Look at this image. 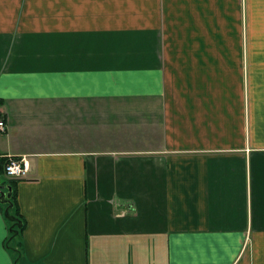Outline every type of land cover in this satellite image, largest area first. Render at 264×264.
I'll return each instance as SVG.
<instances>
[{"label": "crops", "instance_id": "1", "mask_svg": "<svg viewBox=\"0 0 264 264\" xmlns=\"http://www.w3.org/2000/svg\"><path fill=\"white\" fill-rule=\"evenodd\" d=\"M0 100V264H264V0H0Z\"/></svg>", "mask_w": 264, "mask_h": 264}, {"label": "water", "instance_id": "2", "mask_svg": "<svg viewBox=\"0 0 264 264\" xmlns=\"http://www.w3.org/2000/svg\"><path fill=\"white\" fill-rule=\"evenodd\" d=\"M13 187L10 184H4L0 179V203L5 205L4 214L7 219L13 222L10 231L15 235L19 234V228L22 227V221L12 212L14 202L12 200Z\"/></svg>", "mask_w": 264, "mask_h": 264}, {"label": "built area", "instance_id": "3", "mask_svg": "<svg viewBox=\"0 0 264 264\" xmlns=\"http://www.w3.org/2000/svg\"><path fill=\"white\" fill-rule=\"evenodd\" d=\"M6 122L4 119H0V129H6ZM29 172V164L26 159H18L15 157H9V162L5 167V174L8 178H23L27 176Z\"/></svg>", "mask_w": 264, "mask_h": 264}, {"label": "trees", "instance_id": "4", "mask_svg": "<svg viewBox=\"0 0 264 264\" xmlns=\"http://www.w3.org/2000/svg\"><path fill=\"white\" fill-rule=\"evenodd\" d=\"M2 103V100H0V105ZM16 158V157H15ZM9 162V158L7 157H0V178H4V174H5V167L7 165V163ZM16 182H17V179H14V178H6V179H3V183L4 184H10L12 185L13 187V196H12V200L14 202V208L12 210V212L14 213V215H16L17 217H19L22 221V227L19 228V231H21L23 229V225H24V221L22 220L19 212H18V209H17V200H16V193H15V185H16ZM5 205H3V209H5ZM9 224H10V227L12 226L13 222L10 221L9 219H7ZM20 233V232H19ZM16 235L14 234V232H11L10 231V238H14Z\"/></svg>", "mask_w": 264, "mask_h": 264}]
</instances>
